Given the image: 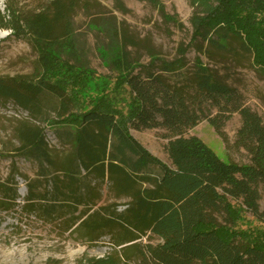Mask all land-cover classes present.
<instances>
[{"label": "trees", "instance_id": "trees-1", "mask_svg": "<svg viewBox=\"0 0 264 264\" xmlns=\"http://www.w3.org/2000/svg\"><path fill=\"white\" fill-rule=\"evenodd\" d=\"M149 1L163 21L183 27L159 0ZM99 7L91 0H51L27 14L7 6L15 35L26 36L38 52L32 75L0 78V101L29 117L14 129L13 151L39 165L37 178L25 177L23 208L43 220L66 218V230L88 243L111 236L121 247L122 254L86 264L133 258L143 264H264V228H239L245 214L264 223V118L201 59L239 46L264 77V0H191L189 48L180 45L172 61L152 53L148 64L133 58L129 49L136 43L125 26ZM79 10L90 31L107 39L98 50L120 75L114 96L104 94L86 108L81 100L92 72L80 65ZM190 49L198 56L188 68ZM234 114L241 119L234 147L246 152L247 163L224 161L189 134L206 120L227 144L224 128ZM153 129L164 131L169 165L130 133ZM47 130L68 148L64 153L48 145ZM19 175L13 163L7 180H0V211L17 207ZM105 182L117 200H127L125 210L116 203L98 206ZM146 236L159 242L141 244Z\"/></svg>", "mask_w": 264, "mask_h": 264}, {"label": "rangeland", "instance_id": "rangeland-1", "mask_svg": "<svg viewBox=\"0 0 264 264\" xmlns=\"http://www.w3.org/2000/svg\"><path fill=\"white\" fill-rule=\"evenodd\" d=\"M50 1L0 0V78L32 75L38 59V52L33 43H30L26 36L15 35L12 28L15 25V18L8 11V4L11 3L20 12L29 14L44 8ZM91 1L98 2L101 12L112 14L118 23L125 26L128 36L136 43L129 51L135 60L139 59L143 64L149 63L152 53L158 54L161 59L175 60L179 58L180 45L189 48L191 44L193 27L190 19L194 11L191 0H159L168 14L178 16L183 27L163 21L159 11L149 0ZM119 2L124 5V10H119ZM76 13L75 27L81 43L80 65L92 72L87 79L89 92L81 100L83 107L86 108L101 99L104 94L114 96L116 81L120 75L106 62L107 54L103 50H98V47L105 46L107 39L95 31H90L87 27L89 19L85 12L79 10ZM212 52L211 59L201 57L203 63L217 71L222 80L242 96L245 105L264 118V77L253 68L250 57L244 54L239 46H233L224 54ZM197 56L193 49L188 51L186 55L188 68L193 65ZM28 119V114L13 103L0 101V180H7L13 163L20 174L16 177L19 191L17 207L0 211V264H86L84 259L113 256L114 253L122 254L121 247H114L115 240L111 236H104L98 242L88 243L82 240L79 234L66 230V218L43 220L23 208L28 195L25 177L35 179L39 171L37 162L17 157L13 151L18 146L14 129L18 121ZM225 125L227 144L206 120L201 121L189 134L198 137L222 160L231 159L239 164L247 163L249 157L246 152L234 147L237 131L241 127L240 116L234 114ZM130 133L153 156L165 164H170L165 152L168 142L163 139V130H131ZM46 140L48 145L60 154L68 149L59 145L52 131L47 130ZM102 189L99 207L116 203L120 205L119 211L125 210L127 200H117L108 182L103 184ZM261 198L260 209L264 212V193ZM244 216V223H241L239 228L243 230L248 226L264 228V223H258L249 214ZM158 242L157 238L146 236L140 243L157 245ZM131 261L129 264H143L137 258Z\"/></svg>", "mask_w": 264, "mask_h": 264}]
</instances>
